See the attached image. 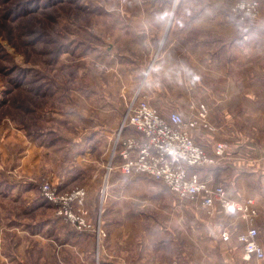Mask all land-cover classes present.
Masks as SVG:
<instances>
[{
    "label": "rangeland",
    "instance_id": "obj_1",
    "mask_svg": "<svg viewBox=\"0 0 264 264\" xmlns=\"http://www.w3.org/2000/svg\"><path fill=\"white\" fill-rule=\"evenodd\" d=\"M240 2L254 3L255 16L241 19L232 9ZM262 24L264 0H0V231H5L6 264H34L39 260L57 264L60 257L65 264H77L79 260L70 247L57 255L50 242L60 239L52 233L55 229L92 233L95 250L90 264H100L99 248L116 259L112 264H124L125 258L118 260L116 255L124 251L120 247L125 243V233L134 235L131 242H140L146 233L164 229L193 230L203 236L215 232L221 239L223 230L229 232L230 238L222 239L227 242V254L216 246L204 247V240L197 238V250L186 249L195 253L191 259L194 264H264V259L246 261L237 239L248 226L257 228L254 218L260 212L253 197V177L264 176L250 173L239 183L233 177L242 166L231 165L229 159L223 158L220 164L229 162L225 179H231V187L226 186L227 180L221 185L233 197L253 199L256 214L251 221L236 212L225 213L218 207L205 208L199 201L178 199L150 175L123 174L117 151L106 192L101 193L114 155L115 135L138 90V98L146 95L163 116L177 111L174 107L161 110L157 104L164 100L181 105L184 114L187 103L196 101L190 104L191 114L182 116L185 119L195 116L198 105H206L212 129H194L205 137L215 133L216 123L225 124L222 110L213 112L212 105L223 104L243 89L241 100H233L243 108L229 110L236 124H232V131L236 134L239 130L245 152L254 149L257 161L264 164V83L261 81L259 88L252 84V78L242 82L227 75L233 69L246 70L247 76L252 70L264 73V36L259 43L252 37V29ZM181 31L186 32L181 35ZM243 37L249 40L234 44ZM212 112L214 121L209 118ZM92 132L97 135L95 155L87 161L68 155L75 145L69 140L77 142L83 133ZM122 133L144 140L131 126ZM192 135L199 145L211 150L194 137V131ZM248 154L251 163L252 154ZM79 167L85 172L66 184V175L73 174L66 169ZM207 175L200 176L215 186V178L208 180ZM46 181L58 193L83 188V204L79 207L71 202L70 207L74 211L80 208L92 226L73 225L51 202V206L35 208L32 197L42 200L40 185ZM5 191L15 196H2ZM261 196L264 200V193ZM49 217L45 228L44 220ZM34 229L45 232L34 237L29 234ZM14 230L19 231L20 238L9 234ZM259 234L264 237V232ZM128 254L129 264H136L131 260L137 259L135 245Z\"/></svg>",
    "mask_w": 264,
    "mask_h": 264
},
{
    "label": "built area",
    "instance_id": "obj_2",
    "mask_svg": "<svg viewBox=\"0 0 264 264\" xmlns=\"http://www.w3.org/2000/svg\"><path fill=\"white\" fill-rule=\"evenodd\" d=\"M241 19L255 16V4L240 2L232 8ZM139 90L127 105L121 125L115 135L113 153L104 179L102 195L106 192L112 160L116 151L121 161L118 167L125 175L147 174L165 184L181 200L199 201L208 209L218 207L225 213L236 212L250 221L256 214L252 198L239 199L229 194L221 185L210 186L197 171L196 167L218 165L226 154V145L216 143L210 151L199 145L193 138L192 131L201 126L212 129L208 123V109L200 104L194 117L185 119L173 110L163 116L152 107L146 95L138 98ZM127 126L140 133L143 141L122 133ZM119 144V148L118 147ZM84 189L77 188L70 193H58L50 182L40 185V195L57 207V213L63 215L73 225L91 227L85 221L80 208L74 211L71 202L80 207L83 204ZM101 195V196H102ZM97 235L99 233L96 231ZM223 240L230 238L229 232L223 230ZM242 244L243 257L247 260L264 259V247L258 242V229L251 225L237 235Z\"/></svg>",
    "mask_w": 264,
    "mask_h": 264
},
{
    "label": "crops",
    "instance_id": "obj_3",
    "mask_svg": "<svg viewBox=\"0 0 264 264\" xmlns=\"http://www.w3.org/2000/svg\"><path fill=\"white\" fill-rule=\"evenodd\" d=\"M170 22V21H169ZM190 25L189 23L187 24V26ZM254 25V24H253ZM250 30V29H249ZM252 37L255 40H259V42H261V38L262 36H264V24L262 25H256V27H254L252 29ZM186 31H181L180 34L183 35ZM251 38V37H250ZM249 40V39H248ZM246 39V37L243 38H239L237 41H234V44L240 41H243V43L245 41H248ZM239 45V43H237ZM236 44V45H237ZM242 44V43H241ZM242 50V49H241ZM237 56V55H236ZM229 57V56H228ZM257 57V56H256ZM255 57V58H256ZM259 59V56H258ZM256 58V60H258ZM260 61V59H259ZM246 71V70H244ZM244 71L240 70V69H233V70H229L227 72L228 77H232L235 76L236 78H239L240 81L243 82L244 79H251L253 80L254 85L258 86L259 88H261V81L262 83H264V73H260L258 71H256L254 73V70L249 71L250 74H252L251 76H247L244 74ZM230 84V81H229ZM239 84V81L237 83V85ZM264 86V85H262ZM240 88L242 89V87L240 86ZM236 90V89H234ZM260 92L257 91L256 93ZM242 94H244V90L242 89V91H236L235 93V97L227 99L223 104H214L215 106L212 105V111L214 112L213 109H220L222 110L220 112V116L222 117L223 120V125H221V123H216V128L217 130L215 131V133L212 134H206L205 137H203L202 135L196 134L199 131H194L195 134V138L202 142L204 144V146L207 149H212V147L214 146V144L216 143H224L226 145V154H225V160L229 159L231 165H238V166H242L239 170V172H236V176L233 177V179L235 180H239V183L242 181H245L248 177V175H250V173H252V175L254 176V174L257 175H262L264 176V164L261 163V161H257L256 156L257 153H255V150H249L248 153L245 152V149L243 147L242 144H240L241 142V134L239 133V130L237 131V133L235 134L232 131V124H235V121L233 119V115L232 113L229 112L232 111V109H242V103H237L233 102V100H235L236 97H239L237 100H241ZM198 96V97H197ZM195 97L197 98V100H199V95L197 93V95H195ZM208 101L210 102L211 100L208 99ZM200 102V101H198ZM205 102V101H204ZM215 102V101H214ZM191 103H197L196 101H189L187 104V107L185 106V114L182 113V108L181 105H178L177 103H174L170 100H164L159 102L157 105L158 107L163 110L162 108H165L166 110L172 108V109H176L177 112H179L182 116H189L192 112L191 108H190V104ZM207 103V101H206ZM211 103V102H210ZM213 104V103H211ZM235 105H239L237 107H235ZM235 107V108H233ZM187 108V109H186ZM229 108V109H228ZM194 110H197L194 109ZM218 111V110H217ZM212 112V114H210V119L211 121H214V113ZM229 116V117H228ZM213 124V122H212ZM214 125V124H213ZM236 125V124H235ZM234 134H233V133ZM220 133V134H218ZM217 135H219V137H217ZM215 137V138H214ZM97 135L92 133H89V135H84V133L81 135V139H77V142H73V140H69L71 143H75L74 148L70 149L68 151V155H70L71 157H81V159H87L92 156L93 154L95 155V149L97 150ZM68 141V142H69ZM67 142V141H66ZM67 154V152H66ZM250 155L252 154V158L250 159L251 163L248 162V159L246 157V155ZM76 160V158H75ZM77 162L79 163L80 161L77 160ZM229 162H227L225 165H223L224 163L220 164V165H214L211 167H196L193 170L198 171V173L201 176H204L205 174L207 175V179L209 180V178L214 179L217 184H221L223 181H226L227 179L226 176V171L228 172V169L230 165H228ZM81 165V163H79ZM252 165L253 169L248 167ZM255 165L257 166V168L255 167ZM205 168L208 170V173H205L206 171H202L201 170ZM250 168V169H248ZM201 169V170H200ZM67 172H73V174H71L70 176L66 175L65 177V183L66 184H71L72 181H74L77 177H80L82 175V173L85 172V168L83 167H79L77 169H66ZM202 173H205L204 175H202ZM213 176V177H212ZM243 177V178H241ZM231 180V179H228ZM228 180L225 182L226 186L229 188L231 186H228ZM15 180H13V185L15 184ZM253 187L255 189V191H253V197L256 201V207L259 210V215L257 216V218H254V224L257 226L258 230L261 232H264V200H262V193H264V188H262V186H264V178H257V177H253ZM224 185V184H223ZM12 186V184L10 185ZM28 189V188H26ZM14 194H15V188L13 187L12 189ZM8 191H5V193H2V196H8ZM14 197L15 195H10ZM244 196V195H242ZM249 197V196H248ZM32 202L35 206V208H38L42 205L44 206H51V204L44 200L42 198L38 196L37 197H32ZM194 203H199V202H194ZM200 204V203H199ZM174 206V205H173ZM255 206V205H254ZM255 207V208H256ZM177 210L179 211L180 209L177 208ZM180 212V211H179ZM52 217V216H51ZM50 221V217L47 218L46 220H44V225L46 226L45 228H47L48 222ZM54 218L53 220H51L52 223V227L55 228L56 225H54ZM13 228H15L14 226H12ZM46 230V229H45ZM258 231V242L261 244H264V237L261 238V235L259 234ZM9 232V231H8ZM27 232V231H26ZM45 231H38V230H30L29 234L31 236H36V234H44ZM3 233V236H2ZM52 233H55L56 236L60 237L59 240H57V242H54L53 240L50 239V242H52V246L57 248L56 249V253L57 255L66 250L65 248L70 247L72 250V252L76 255V258L78 261L77 264H90L88 263V261L91 260V252H93L95 250V238L94 235L92 233L89 232H77V231H60L58 229H55V231H53ZM10 235H12V237H14L13 235L16 234L17 238H20V233L19 231L15 232L11 231L9 233ZM63 234V235H62ZM126 235L124 236V240L125 243H122L121 247L122 249H124V251H120V253H118L116 256L118 257V260L120 259H124L126 260L124 262V264H129L128 261V257H131V254H128V252H130V248L133 247L135 245V249L138 252L136 258L137 259H131L133 261L136 262V264H182V261H184L185 264H194L192 263L191 259L194 258V254L195 253H187L186 249H192L190 251L194 252L197 250V247H199V242L196 241L197 238H199L200 240L203 239L204 240V247H206L207 245L209 246H216V248L220 251V252H224V254H227V250L228 247L226 245V241H223L220 238V235H218V233L215 234V232H208L206 233L205 236L201 235L198 232L195 231H181V230H177V229H164L163 231H156L154 233H146V235H143L142 238L143 240L140 242H131L132 241V237H134V235L132 236L130 233H125ZM4 235H5V231H0V264H6V262L4 261V255H5V248H4ZM107 238V237H106ZM108 238H111L114 240V238L110 235H108ZM212 238H220L217 240H214ZM118 239V238H117ZM115 239L114 241H119ZM121 239V238H120ZM123 242V241H122ZM46 243H44L45 245ZM50 244V243H49ZM230 244V243H229ZM261 244V245H262ZM111 249L112 245H108ZM76 247V248H75ZM14 249V248H13ZM54 249V248H53ZM107 249V248H106ZM134 249V248H132ZM241 249V255L243 253L242 248ZM129 250V251H128ZM55 251V250H54ZM53 254V251L51 250V253ZM95 254V252H94ZM98 262L100 264H112V263H116V259L111 255V253H107V251L105 252V248L102 251L101 248H99V252H98ZM91 255V256H90ZM90 258V259H89ZM183 259V260H182ZM16 260V259H15ZM63 258L60 257V259H58V263L57 264H65V262L62 261ZM252 260V259H249ZM246 260V261H249ZM119 262V261H118ZM120 263V262H119ZM34 264H47V263H43L40 260L37 262H34ZM121 264V263H120Z\"/></svg>",
    "mask_w": 264,
    "mask_h": 264
},
{
    "label": "trees",
    "instance_id": "obj_4",
    "mask_svg": "<svg viewBox=\"0 0 264 264\" xmlns=\"http://www.w3.org/2000/svg\"><path fill=\"white\" fill-rule=\"evenodd\" d=\"M8 93V90H6L5 94ZM23 128V127H22Z\"/></svg>",
    "mask_w": 264,
    "mask_h": 264
}]
</instances>
